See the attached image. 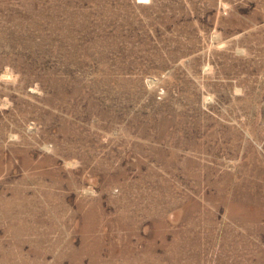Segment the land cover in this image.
I'll return each instance as SVG.
<instances>
[{"label":"rangeland","instance_id":"rangeland-1","mask_svg":"<svg viewBox=\"0 0 264 264\" xmlns=\"http://www.w3.org/2000/svg\"><path fill=\"white\" fill-rule=\"evenodd\" d=\"M0 264H264V0H0Z\"/></svg>","mask_w":264,"mask_h":264}]
</instances>
